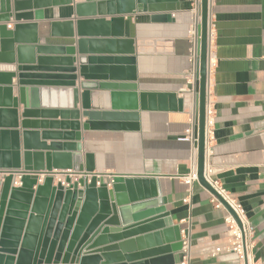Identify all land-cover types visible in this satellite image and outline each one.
Segmentation results:
<instances>
[{"label":"crops","instance_id":"crops-1","mask_svg":"<svg viewBox=\"0 0 264 264\" xmlns=\"http://www.w3.org/2000/svg\"><path fill=\"white\" fill-rule=\"evenodd\" d=\"M36 1L40 6L34 11L35 20L0 22V73L18 74L19 53L26 61L24 66L42 70L40 65L30 64L27 59L71 57L77 69V110L82 113V95L85 91L81 84L85 80L79 71L82 57L79 41H111L114 34L110 28L100 31L93 26L80 32L77 20L102 19L109 22L115 13V5L110 3L111 0H91L98 4L94 14L77 18L75 5L88 0ZM136 6L142 7L139 4ZM147 6L148 12L137 11L124 16L125 36L120 41L124 43L129 40L130 45L125 43L109 47L88 43L85 47L90 57L102 58L128 57L126 49L130 46L136 58L137 81L134 84L137 86L135 103L139 108V118L136 122L110 123L114 128L109 130H85L83 125L87 118L82 116V153L92 156L97 175H120L130 181L148 182L147 187L136 183L124 184L122 195L126 203L155 200L158 192L167 199L165 207L170 213L168 221L173 227L165 230H170L165 239L180 241L181 237L182 241V231H185L190 240V264H239L235 254L224 253L212 257L216 247L224 246L229 241L224 221L226 211L212 205L211 193L198 180L190 189L183 179L191 172L194 149H198L197 141L183 140L196 119L195 91L198 84L195 82V39L190 31L195 28L197 0H148ZM73 19H77L73 28L74 38L64 37L65 31H54L51 26L56 21ZM211 32L208 116L212 136L206 150L205 168L211 170L214 179L220 181L242 204L254 233L255 264H264V0H211ZM71 47L75 48L74 56H69L67 52ZM105 66L115 67L116 64ZM36 74L48 75L50 72L45 69ZM89 83L93 86L86 102L92 111L129 113L131 100L128 96L117 97L121 103L115 104L114 92L101 85H128L130 82L107 78L92 79ZM11 88V102L1 95L0 107H12V100L20 99L18 76L12 79ZM35 88L50 89L41 85ZM49 94L45 97L40 95L37 99L40 103L43 98V107L49 108L45 111L63 107L67 103L61 95L58 94L53 100ZM169 95H176L173 106L167 99ZM17 112V130L20 131L23 153L24 106L21 103ZM40 118L34 116L30 119L33 125L28 131L41 133L50 129V126L38 125L42 122ZM195 131L197 137V127ZM38 142L48 147L51 145L50 141L44 142L40 138ZM28 144L36 147L35 139L29 138ZM43 163H46L45 160ZM67 172L53 170L52 174L44 173L39 176L38 185H42L45 178L53 177L55 186L59 179L66 177ZM3 175L0 174V180ZM80 177L71 174L73 181ZM20 186L19 174H14L13 187ZM186 199L190 200L189 203L184 202ZM148 212L147 209H140L138 214L132 215V220L124 223H132L131 227L147 223L154 219L141 220L147 217ZM138 220L141 222H134ZM139 233L143 235L145 232ZM147 235L150 234L140 237ZM109 237L115 235L110 233ZM132 237L124 236L123 243L138 239ZM142 245L145 247L147 241ZM151 245L155 249L144 252L148 256H143V259H153L150 258L153 256L150 251H157V242L152 240ZM108 255L112 261L121 259L120 253ZM170 258L160 264H180L182 254L178 252Z\"/></svg>","mask_w":264,"mask_h":264},{"label":"water","instance_id":"water-1","mask_svg":"<svg viewBox=\"0 0 264 264\" xmlns=\"http://www.w3.org/2000/svg\"><path fill=\"white\" fill-rule=\"evenodd\" d=\"M93 2L88 0L86 3L76 4V17L85 18L89 16L87 14H94L98 4ZM147 2L148 0H111L110 3L115 5V13L109 22L102 19L95 21L73 19V21L52 23L54 31L66 32L64 33L66 38H74L73 28L76 20L80 32L93 26L98 27L100 31L110 28L114 34L111 41L85 39L79 41L82 55L79 71L85 80L81 84L82 90L85 91L82 95L84 100L82 113L77 110L79 104V90L75 89L77 69L71 57L27 59L30 64L40 65L42 70L24 66L26 61L19 53L18 74L0 73V86L4 87L0 88V96L3 95L9 102L12 95V79L15 76H18L20 86V99L14 98L12 107H0V174H4L0 180V264H160L166 263L170 257L172 259L176 253L181 252V237L180 241L165 239V235L170 232L165 230L173 227L168 221L170 213L165 207L167 199L162 198L161 193L158 192L155 200L145 203L134 202V200L126 203L122 195L125 191L124 184L136 183V185L147 187L148 182L130 181L120 175H97L92 156L82 153L83 146L80 143L82 116L87 118L83 125L85 130H109L114 128L110 124L113 122L138 121L139 108L135 103L137 86L134 84L137 81V69L133 50L129 48L130 46L126 49L128 57L100 58L87 55L85 47L88 43L109 45V47H117L125 43L130 45L129 40L124 43L120 41L125 36L124 16L137 11L148 12ZM138 4L142 7H137ZM39 6L36 0H0V22L8 23L11 19L16 22L33 21L35 20L34 11ZM199 15L201 23L196 27L195 37V82L198 84V90L195 91V128L197 127L198 137L197 176L199 183L216 195L204 177L210 85L211 0H200ZM67 52L69 56H74L75 48H68ZM93 64L102 66L93 67ZM111 64L116 66H105ZM45 69L50 74H36L44 72ZM107 78L111 81L130 82L128 85H101L114 92L112 96L115 104L121 103L117 97L128 96L131 100L129 113L120 111L101 113L92 111L88 106L86 100L93 86L89 81L107 80ZM37 85L48 86L50 89H36ZM60 87L65 89H59ZM48 94L53 100L59 94L66 99L67 103L63 107H53L52 110L45 111L44 109L49 108L43 107V98L40 103L37 99L40 95L45 97ZM175 97L176 95L167 96L172 106L175 103ZM19 103L24 106L23 153L20 131L17 130ZM34 116L42 117L40 118L42 122L38 123L39 126H50V129L41 133L28 131L33 125L30 119ZM44 117L46 119H43ZM32 137L35 139L36 147L34 148L28 144L29 138ZM39 138L44 142L50 141L51 145L48 147L44 143L39 144ZM46 152L52 154H46ZM43 160L46 163H43ZM53 170H68L81 177L73 181L67 175L55 186H53L54 178L47 177L42 185H38L39 176L44 173L52 174ZM14 174H19L20 187H13ZM62 181L68 187H65ZM109 185L112 186L111 189ZM137 187L139 189V186ZM131 194L133 199H136L135 195ZM224 205L233 214L225 203ZM152 207L158 209L153 210ZM140 209L149 211L147 217L141 220L154 219L133 227H131L132 223H124L132 220V215L138 214L137 211ZM139 232L150 235L141 238L140 236L143 235ZM110 233L115 237L108 238ZM124 236L128 238L134 236L138 239L123 243ZM152 240L157 242L158 249L150 251V254H153L150 258L153 259L149 261L143 259V256L147 255L144 253L147 250L155 249V246L151 245ZM144 241H147L145 247L142 245ZM146 246L149 247L146 248ZM114 253H120L121 259L110 260L112 257L108 254Z\"/></svg>","mask_w":264,"mask_h":264},{"label":"built area","instance_id":"built-area-1","mask_svg":"<svg viewBox=\"0 0 264 264\" xmlns=\"http://www.w3.org/2000/svg\"><path fill=\"white\" fill-rule=\"evenodd\" d=\"M11 28L12 26L9 25ZM196 27L192 28L190 31L191 36L196 37ZM195 43V41H194ZM196 49V47H195ZM212 132L210 129V121L209 116L207 119L206 125V150L211 141ZM188 142L197 141L196 131H195V123L186 131V137L183 139ZM198 149L195 147L194 149V158H193V167L191 172L184 176V182L190 187L198 180L197 176V164H198ZM74 173L71 171L65 173V175L70 176ZM77 176L76 174H74ZM204 177L208 184L215 191L216 195L211 193V203L216 209H223L226 211V216L224 218L225 224L228 229L229 241L224 246H218L214 249L212 253V257H216L218 255L224 253L235 254L238 258L239 264H255L253 248H254V233L250 225V221L248 216L242 206L229 192L228 190L220 183V181L215 180L213 177V172L211 170H207L205 168ZM78 179H75L77 181ZM59 182L61 180L59 179ZM62 184L65 187L68 185L62 181ZM99 186V183H98ZM189 199H186L184 202L189 203ZM224 203L231 209L233 214L226 208ZM183 232L182 239V260L180 264H190L191 261V251H190V240L189 236L185 231Z\"/></svg>","mask_w":264,"mask_h":264},{"label":"bare ground","instance_id":"bare-ground-1","mask_svg":"<svg viewBox=\"0 0 264 264\" xmlns=\"http://www.w3.org/2000/svg\"><path fill=\"white\" fill-rule=\"evenodd\" d=\"M199 4H200V0H197V10H196V23H195V27H197V25H199L201 23V17L199 15ZM111 11V10H110ZM196 33V32H195ZM196 35V34H195ZM193 38V36H192ZM193 47V46H192Z\"/></svg>","mask_w":264,"mask_h":264}]
</instances>
